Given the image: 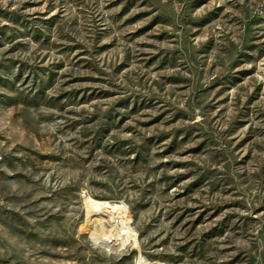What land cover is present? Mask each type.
<instances>
[{
    "label": "rangeland",
    "instance_id": "rangeland-1",
    "mask_svg": "<svg viewBox=\"0 0 264 264\" xmlns=\"http://www.w3.org/2000/svg\"><path fill=\"white\" fill-rule=\"evenodd\" d=\"M139 255L264 264V0H0V264Z\"/></svg>",
    "mask_w": 264,
    "mask_h": 264
},
{
    "label": "bare ground",
    "instance_id": "bare-ground-1",
    "mask_svg": "<svg viewBox=\"0 0 264 264\" xmlns=\"http://www.w3.org/2000/svg\"><path fill=\"white\" fill-rule=\"evenodd\" d=\"M101 206H99V205H92L90 207L91 213L93 212V213H96L97 215L98 214H105V213L108 214V216H109L108 217V220L111 221V223L114 226V228L116 229V231L114 232V234H111L110 236H102V237H99L98 239H100L101 241L105 242V244H107V242H108V244L113 243L115 245H118L117 247H119V248L123 247L125 244L128 243L127 241L129 240V237L132 234L131 233L130 226H127L126 225V222H127V219H128V218H126L127 216L124 215V214H121V213H120V216H118V215L117 216H114L113 214H115V213L111 214L109 210H105ZM121 209H122L121 206H112L110 210L122 212ZM122 213H124V212H122ZM125 226L128 228L127 229L128 234L125 237H120L119 236L120 235V230H121V228H123Z\"/></svg>",
    "mask_w": 264,
    "mask_h": 264
},
{
    "label": "built area",
    "instance_id": "built-area-1",
    "mask_svg": "<svg viewBox=\"0 0 264 264\" xmlns=\"http://www.w3.org/2000/svg\"><path fill=\"white\" fill-rule=\"evenodd\" d=\"M130 222L129 219H127V222H126V225L128 226V223ZM127 227H123V229L120 230V237H125L128 232H127ZM96 240H98V238H96ZM100 242H103V241H100ZM108 243V242H107ZM134 264H154L153 262L151 261H148L147 259H145L143 256H137V258L135 259L134 261Z\"/></svg>",
    "mask_w": 264,
    "mask_h": 264
}]
</instances>
